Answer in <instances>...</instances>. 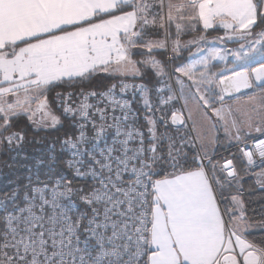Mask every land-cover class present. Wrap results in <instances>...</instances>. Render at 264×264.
<instances>
[{"label":"snow or ice","instance_id":"obj_1","mask_svg":"<svg viewBox=\"0 0 264 264\" xmlns=\"http://www.w3.org/2000/svg\"><path fill=\"white\" fill-rule=\"evenodd\" d=\"M3 168L0 264H264V0H0Z\"/></svg>","mask_w":264,"mask_h":264},{"label":"trees","instance_id":"obj_2","mask_svg":"<svg viewBox=\"0 0 264 264\" xmlns=\"http://www.w3.org/2000/svg\"><path fill=\"white\" fill-rule=\"evenodd\" d=\"M219 34H221V33H216V32L211 33V35H213V36L219 35ZM231 46L235 47V45H229V47H231ZM56 90L60 91L61 89H56ZM2 159H7V158L4 157ZM10 179H11V176L8 174V169L3 168V170L0 171V190L6 191V187H4V186L7 184L8 180H10ZM258 195H259V193H256L253 198H255V196H258Z\"/></svg>","mask_w":264,"mask_h":264},{"label":"rangeland","instance_id":"obj_3","mask_svg":"<svg viewBox=\"0 0 264 264\" xmlns=\"http://www.w3.org/2000/svg\"><path fill=\"white\" fill-rule=\"evenodd\" d=\"M231 47H234V46H231ZM187 54L185 53V56H186ZM6 190H7V188H6Z\"/></svg>","mask_w":264,"mask_h":264},{"label":"crops","instance_id":"obj_4","mask_svg":"<svg viewBox=\"0 0 264 264\" xmlns=\"http://www.w3.org/2000/svg\"><path fill=\"white\" fill-rule=\"evenodd\" d=\"M193 51H194V50H193ZM186 54L188 55V53H186ZM187 55H186V56H187Z\"/></svg>","mask_w":264,"mask_h":264}]
</instances>
